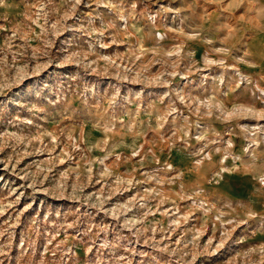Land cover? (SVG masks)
Wrapping results in <instances>:
<instances>
[{"label":"rangeland","instance_id":"1","mask_svg":"<svg viewBox=\"0 0 264 264\" xmlns=\"http://www.w3.org/2000/svg\"><path fill=\"white\" fill-rule=\"evenodd\" d=\"M0 264H264V0H0Z\"/></svg>","mask_w":264,"mask_h":264}]
</instances>
